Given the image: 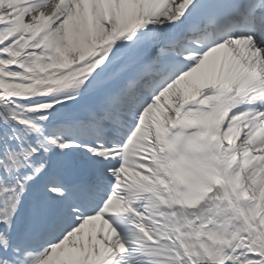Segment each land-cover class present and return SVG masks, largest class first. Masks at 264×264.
I'll list each match as a JSON object with an SVG mask.
<instances>
[{"label":"snow or ice","instance_id":"snow-or-ice-1","mask_svg":"<svg viewBox=\"0 0 264 264\" xmlns=\"http://www.w3.org/2000/svg\"><path fill=\"white\" fill-rule=\"evenodd\" d=\"M0 264H264V0H0Z\"/></svg>","mask_w":264,"mask_h":264}]
</instances>
